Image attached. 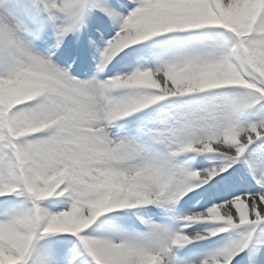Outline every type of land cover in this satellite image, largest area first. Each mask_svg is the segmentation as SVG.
<instances>
[{
    "label": "snow or ice",
    "instance_id": "6c2138e0",
    "mask_svg": "<svg viewBox=\"0 0 264 264\" xmlns=\"http://www.w3.org/2000/svg\"><path fill=\"white\" fill-rule=\"evenodd\" d=\"M0 264H264V0H0Z\"/></svg>",
    "mask_w": 264,
    "mask_h": 264
},
{
    "label": "rangeland",
    "instance_id": "374dc122",
    "mask_svg": "<svg viewBox=\"0 0 264 264\" xmlns=\"http://www.w3.org/2000/svg\"><path fill=\"white\" fill-rule=\"evenodd\" d=\"M222 236L224 237L223 239L217 240L219 242L217 247L223 246L224 244L228 243L230 239L234 238L235 234L234 233H224ZM190 247H193V246L191 245Z\"/></svg>",
    "mask_w": 264,
    "mask_h": 264
}]
</instances>
